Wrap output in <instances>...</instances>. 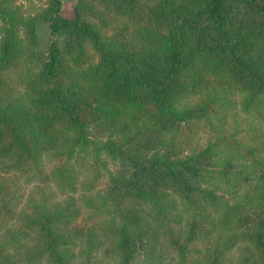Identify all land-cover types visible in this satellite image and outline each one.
I'll return each mask as SVG.
<instances>
[{
  "label": "trees",
  "instance_id": "16d2710c",
  "mask_svg": "<svg viewBox=\"0 0 264 264\" xmlns=\"http://www.w3.org/2000/svg\"><path fill=\"white\" fill-rule=\"evenodd\" d=\"M15 1L0 264H264V0Z\"/></svg>",
  "mask_w": 264,
  "mask_h": 264
},
{
  "label": "rangeland",
  "instance_id": "374dc122",
  "mask_svg": "<svg viewBox=\"0 0 264 264\" xmlns=\"http://www.w3.org/2000/svg\"><path fill=\"white\" fill-rule=\"evenodd\" d=\"M92 4L95 5L96 8L99 7L92 0H88ZM47 0H16L15 3L20 5L22 10L25 14L34 15L36 12L40 10V8L46 5ZM77 0H61V10L60 14L66 17H70L74 14V5L76 4ZM35 34H36V45H35V60H41L44 58L48 42L50 39V33L48 30V22L46 19L40 16H36L35 19ZM49 166L44 167L43 173L39 174L36 177L35 181L41 182L47 179V172ZM31 185L26 184L24 192H28ZM80 223L87 222L86 215L83 214L81 219H79ZM95 264H104V261H96Z\"/></svg>",
  "mask_w": 264,
  "mask_h": 264
}]
</instances>
